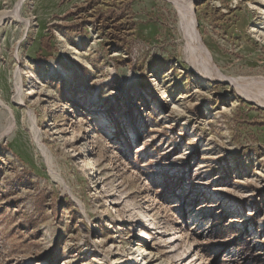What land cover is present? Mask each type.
I'll list each match as a JSON object with an SVG mask.
<instances>
[{
  "label": "rangeland",
  "instance_id": "obj_1",
  "mask_svg": "<svg viewBox=\"0 0 264 264\" xmlns=\"http://www.w3.org/2000/svg\"><path fill=\"white\" fill-rule=\"evenodd\" d=\"M168 1L0 0V264H264V0Z\"/></svg>",
  "mask_w": 264,
  "mask_h": 264
},
{
  "label": "bare ground",
  "instance_id": "obj_2",
  "mask_svg": "<svg viewBox=\"0 0 264 264\" xmlns=\"http://www.w3.org/2000/svg\"><path fill=\"white\" fill-rule=\"evenodd\" d=\"M167 1H168V0H167ZM181 1H182V0H181ZM168 2H169V1H168ZM178 2H179V1H178ZM173 3H174V2H173ZM191 3H192V2H191ZM189 4H190V3H189ZM189 4H188V5H189ZM181 6H182V5H181ZM182 7H184V6H182ZM192 7H193V5H192ZM179 8H180V7H179ZM15 9H16V8H15ZM184 11H185V10H184ZM187 11H188V10H187ZM187 11H186V12H187ZM189 11H190V9H189ZM181 12H183V11H181ZM179 15H180V14H179ZM183 18H184V16H183ZM185 18H187V23H186V25H185V23H184L183 25H185V26L187 27V30H186V31H187L188 35H190V36L192 37V35H193L192 30H193V28H194V27H193V22H194V20L192 21V18H193V17H192V15H191V12H188V13H187V17H185ZM181 19H182V18H181ZM185 26H183V27H185ZM186 27H185V28H186ZM185 28H184V30H185ZM191 37L188 36V38H191ZM191 40H192V39H191ZM198 41H199V40H198ZM193 42H194V41H193ZM196 44H197V43H196V39H195V45H196ZM201 49H202V45H201ZM199 50H200V49H199ZM199 50H198V51H199ZM202 50H203V49H202ZM199 52H200V51H199ZM205 52H206V51H204V52H202V53H205ZM202 53H201V54H202ZM207 55H208V54L206 53L205 57H208ZM202 56H203V55H202ZM205 57H204V58H205ZM205 59H206V58H205ZM207 62H208V61H207ZM207 62H206V65H207ZM209 64H210V63H209ZM210 65H212V64H210ZM136 250H137L136 252H139L140 256H142V254L145 252L144 249H143L142 247L139 248V246H137V249H136ZM139 254H138V255H139ZM143 259H144V258H143Z\"/></svg>",
  "mask_w": 264,
  "mask_h": 264
},
{
  "label": "water",
  "instance_id": "obj_3",
  "mask_svg": "<svg viewBox=\"0 0 264 264\" xmlns=\"http://www.w3.org/2000/svg\"><path fill=\"white\" fill-rule=\"evenodd\" d=\"M193 13V12H192ZM197 31V30H196Z\"/></svg>",
  "mask_w": 264,
  "mask_h": 264
}]
</instances>
